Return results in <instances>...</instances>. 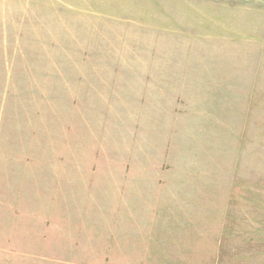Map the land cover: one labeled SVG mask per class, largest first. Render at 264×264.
Segmentation results:
<instances>
[{
	"label": "rangeland",
	"instance_id": "374dc122",
	"mask_svg": "<svg viewBox=\"0 0 264 264\" xmlns=\"http://www.w3.org/2000/svg\"><path fill=\"white\" fill-rule=\"evenodd\" d=\"M0 264H264V0H0Z\"/></svg>",
	"mask_w": 264,
	"mask_h": 264
}]
</instances>
